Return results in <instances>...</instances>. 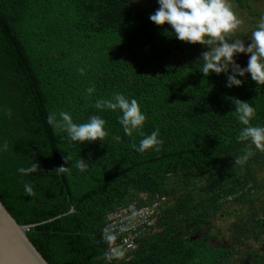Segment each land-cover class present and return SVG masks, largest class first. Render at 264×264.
<instances>
[{"label": "trees", "instance_id": "obj_1", "mask_svg": "<svg viewBox=\"0 0 264 264\" xmlns=\"http://www.w3.org/2000/svg\"><path fill=\"white\" fill-rule=\"evenodd\" d=\"M235 1L246 9L251 0ZM157 9L158 0H0V144H8L0 151V198L19 223L34 225L27 232L51 264H229L238 250L222 239L235 226L242 241L264 234V217L221 221L227 199L251 203L264 189L257 174L264 150L252 145V155L236 162L250 141L237 139L244 125L235 112L236 99L247 101L255 108L251 124L264 126V84L250 74L233 88L223 73L205 77L197 61L206 46L152 22ZM226 39L250 36L234 29ZM236 60L246 66L248 55ZM116 92L136 98L147 116L132 136L119 109L94 106ZM59 111L78 124L99 115L108 135L70 143L47 123ZM155 129L158 150L137 151L141 132ZM67 153L71 163L82 156L90 166L56 172ZM35 158L39 172L17 171ZM156 201L133 256L112 259L114 241L103 237L110 215Z\"/></svg>", "mask_w": 264, "mask_h": 264}, {"label": "clouds", "instance_id": "obj_2", "mask_svg": "<svg viewBox=\"0 0 264 264\" xmlns=\"http://www.w3.org/2000/svg\"><path fill=\"white\" fill-rule=\"evenodd\" d=\"M158 3L159 8L149 16L152 22L158 26L170 25L171 33L180 41L206 46V50L202 51L197 61L201 62L199 70L205 77L212 73H223L227 78L226 87L233 88L243 86L244 80L241 77L247 78L250 74L251 79L258 85L264 84V17L259 20L247 43L239 39L229 41L226 34L236 29L240 21L227 0H158ZM240 54L248 55L246 66L237 62L236 57ZM79 71L83 73L84 69L80 68ZM86 91L89 95L93 94L95 85L88 87ZM235 105L237 118L244 125L237 139L250 141L245 154L236 160L237 163H243L252 155V145L264 150V126L251 124L255 115V108L251 103L236 99ZM94 106L97 109H119L122 113L119 123L128 136L142 129L147 119L138 100L120 92L113 93L111 99L96 100ZM8 115H11V110L8 111ZM47 123L54 131L66 133V137L62 139H67L70 143L103 141L108 135L106 121L99 115H93L86 123L78 124L74 122L70 112H50ZM141 135L143 138L139 144H133L141 153L153 148L158 150V145L163 143L159 139V129L153 130L150 134L141 132ZM114 139L119 140L120 137ZM7 147L8 144L4 141L0 144V151L6 150ZM63 159L65 164L55 169L58 173L65 172L69 168L66 166L69 163L80 171H85L90 166L89 160L82 156L74 163H71L69 153ZM17 171L23 175L37 173L40 171V163L35 158L30 166H21ZM24 191L29 196L35 194L32 183H25ZM107 239L112 241L115 236L109 234Z\"/></svg>", "mask_w": 264, "mask_h": 264}, {"label": "rangeland", "instance_id": "obj_3", "mask_svg": "<svg viewBox=\"0 0 264 264\" xmlns=\"http://www.w3.org/2000/svg\"><path fill=\"white\" fill-rule=\"evenodd\" d=\"M235 12L240 23L237 28L241 32H246L250 37L252 31L255 29V21L260 20L264 17V0H251L249 7L246 9H240L238 3L235 0H227ZM159 8V3H158ZM260 13V17L255 15V12ZM258 176L264 182V171L257 169ZM222 220L225 215L227 218L224 221L231 224L233 219H236L235 224L240 225L246 221V225L250 222H256L258 219L264 217V189L259 193V196L251 203L236 204L231 199L225 201V208L222 210ZM227 211V212H226ZM234 224V226H235ZM240 227V226H239ZM238 227H234V230L222 239L226 245L235 247L238 253L232 257L229 264H249L255 258H261L264 264V234L260 235V238L245 239L241 237L237 239L239 233H237Z\"/></svg>", "mask_w": 264, "mask_h": 264}, {"label": "water", "instance_id": "obj_4", "mask_svg": "<svg viewBox=\"0 0 264 264\" xmlns=\"http://www.w3.org/2000/svg\"><path fill=\"white\" fill-rule=\"evenodd\" d=\"M31 226L19 223L0 198V264H51L31 240Z\"/></svg>", "mask_w": 264, "mask_h": 264}, {"label": "built area", "instance_id": "obj_5", "mask_svg": "<svg viewBox=\"0 0 264 264\" xmlns=\"http://www.w3.org/2000/svg\"><path fill=\"white\" fill-rule=\"evenodd\" d=\"M159 202L152 205L143 206L135 209L133 205L119 213L110 215L105 228L104 238L108 241L107 235L115 236L114 242L110 244L109 252L114 257L128 258L133 256L134 251L138 248V237L145 225H149L158 212Z\"/></svg>", "mask_w": 264, "mask_h": 264}, {"label": "flooded vegetation", "instance_id": "obj_6", "mask_svg": "<svg viewBox=\"0 0 264 264\" xmlns=\"http://www.w3.org/2000/svg\"><path fill=\"white\" fill-rule=\"evenodd\" d=\"M259 258H255L253 261H251L249 264L256 263ZM263 264V263H262Z\"/></svg>", "mask_w": 264, "mask_h": 264}]
</instances>
